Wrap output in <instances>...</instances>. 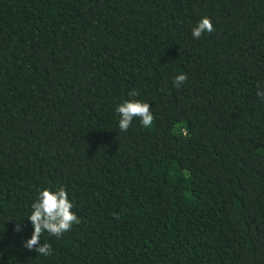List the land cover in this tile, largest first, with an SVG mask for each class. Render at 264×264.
Wrapping results in <instances>:
<instances>
[{
    "label": "trees",
    "instance_id": "16d2710c",
    "mask_svg": "<svg viewBox=\"0 0 264 264\" xmlns=\"http://www.w3.org/2000/svg\"><path fill=\"white\" fill-rule=\"evenodd\" d=\"M260 89L264 0H0V264H264ZM60 186L45 256L26 217Z\"/></svg>",
    "mask_w": 264,
    "mask_h": 264
},
{
    "label": "clouds",
    "instance_id": "9594fccd",
    "mask_svg": "<svg viewBox=\"0 0 264 264\" xmlns=\"http://www.w3.org/2000/svg\"><path fill=\"white\" fill-rule=\"evenodd\" d=\"M213 24L208 17H202L191 29V36L194 40L202 35L211 33ZM187 79L186 75L180 73L175 76L173 85L180 87ZM129 97H135V91L129 92ZM256 95L264 100V89L257 91ZM151 105L137 99H125L115 107L118 116V128L121 132H126L134 120H139L142 127L148 128L152 125L154 114L150 110ZM74 205L68 197V193L63 186L49 187L38 191L36 199L30 206V213L26 217L32 225V234L24 242V247L45 256L50 255L51 247L47 243L40 244V237L43 233H48L55 237L70 230L74 223H79V219L74 211ZM17 231L21 226L17 225Z\"/></svg>",
    "mask_w": 264,
    "mask_h": 264
}]
</instances>
